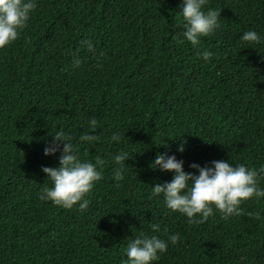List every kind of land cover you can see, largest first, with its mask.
<instances>
[{
	"label": "trees",
	"instance_id": "obj_1",
	"mask_svg": "<svg viewBox=\"0 0 264 264\" xmlns=\"http://www.w3.org/2000/svg\"><path fill=\"white\" fill-rule=\"evenodd\" d=\"M36 2L17 40L0 48V264H126L141 233L180 237L152 264H264V197L243 201L240 215L214 208L190 223L153 194L173 173L151 167L160 152L193 173L192 162L218 159L264 165V44L239 39L264 36V0H207L219 27L195 46L182 36L181 0ZM92 118L98 139L80 142ZM57 131L82 160H104L84 211L39 199L52 185L42 166L59 164V152L43 153ZM119 151L130 156L117 182Z\"/></svg>",
	"mask_w": 264,
	"mask_h": 264
},
{
	"label": "clouds",
	"instance_id": "obj_2",
	"mask_svg": "<svg viewBox=\"0 0 264 264\" xmlns=\"http://www.w3.org/2000/svg\"><path fill=\"white\" fill-rule=\"evenodd\" d=\"M206 4L207 0H181L179 11L183 18L182 36L194 46L199 44L201 37L212 34L219 27L220 10L208 8L205 11ZM36 7V0H0V48H5L17 40ZM239 39L249 45L264 44V36L254 29L244 31ZM81 43L88 52L96 54V47L90 39ZM212 55L208 50L201 53L205 61ZM80 63V57L73 54L72 67H77ZM88 125L92 131L82 134L79 137L80 142L98 139L92 134L96 130L97 120L92 118ZM51 136L52 139L46 142L43 153L47 156L59 152V164L56 167L42 166L41 170L52 181V185L40 191L39 199L51 201L64 209L77 207L84 211L89 203L87 194L102 178L104 160H82L71 137L62 131ZM120 139L118 132L111 136V140L117 143ZM177 151H184L183 143L177 146ZM129 156L126 151H119L112 156L114 181L124 179L125 161ZM183 165L184 161L177 159L174 153H158L151 162V167L170 171L173 175L171 180L152 186V190L153 194L163 196L167 208L184 214L190 223H200L208 219L213 215L214 208L225 217L240 215L243 201L264 197V188L258 185L259 179L264 176V165L257 169L223 159L212 160L210 165L204 166L192 162L189 167L196 169V173L186 172ZM151 228L159 231L158 224H152ZM179 240L178 234H171L164 240L157 235L141 233L128 243L126 264H152L159 259V254L167 251L169 243L176 245Z\"/></svg>",
	"mask_w": 264,
	"mask_h": 264
}]
</instances>
